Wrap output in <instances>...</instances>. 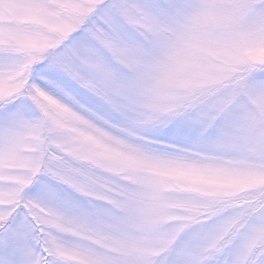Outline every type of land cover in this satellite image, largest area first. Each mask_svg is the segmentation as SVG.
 <instances>
[{
	"label": "snow or ice",
	"instance_id": "obj_1",
	"mask_svg": "<svg viewBox=\"0 0 264 264\" xmlns=\"http://www.w3.org/2000/svg\"><path fill=\"white\" fill-rule=\"evenodd\" d=\"M0 264H264V0H0Z\"/></svg>",
	"mask_w": 264,
	"mask_h": 264
}]
</instances>
